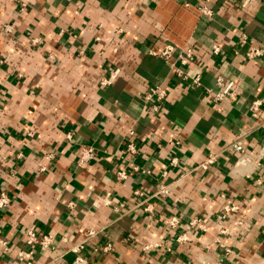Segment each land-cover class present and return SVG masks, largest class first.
I'll return each instance as SVG.
<instances>
[{
	"label": "crops",
	"instance_id": "obj_1",
	"mask_svg": "<svg viewBox=\"0 0 264 264\" xmlns=\"http://www.w3.org/2000/svg\"><path fill=\"white\" fill-rule=\"evenodd\" d=\"M203 3L0 0V191L11 199L0 208V264H70L81 240L87 264H264V53L247 58L240 42L244 32L264 47V0H210L211 16ZM164 44L174 59L194 47V60L178 63L187 80L151 53ZM218 74L236 95L209 103ZM156 83L168 91L159 114L143 111ZM129 127L139 156L123 150ZM81 144L96 153L84 167ZM122 167L129 174L118 180ZM28 230L50 245L28 244Z\"/></svg>",
	"mask_w": 264,
	"mask_h": 264
},
{
	"label": "built area",
	"instance_id": "obj_2",
	"mask_svg": "<svg viewBox=\"0 0 264 264\" xmlns=\"http://www.w3.org/2000/svg\"><path fill=\"white\" fill-rule=\"evenodd\" d=\"M154 1V0H149ZM210 0H204V3L199 5L198 8L200 10L201 14H204L206 16L212 15L211 8L207 5ZM186 5H189L188 3H185ZM240 42L244 45H247V49L245 52V55L247 58H259L264 53V47L257 46L252 43L247 37L246 33H242L240 36ZM176 47L172 44H164L162 47L158 49H152L151 53L157 56H161L164 59H166L169 64L171 70L179 76L182 80H187L189 77L188 74L178 65L180 63L182 66H187L194 60L195 56V49L193 46L186 44L180 49V53L176 58L174 59V52ZM210 51L214 55H219L220 57H223L225 55V49L219 44V43H213L210 46ZM177 59V61H176ZM192 85L198 86L200 84V76L199 74H196L192 77H190ZM111 82V78H103L101 80V84L105 85ZM215 84L217 86V89H211V88H205L206 92V101L209 103H216L219 101H222L224 99H234L236 92L233 90V81L232 80H226L222 75L218 74L215 77ZM168 91L165 85L161 83L152 84L147 87L146 91L144 92V104H143V111L150 110L152 113L159 114L162 112L163 104L167 98ZM261 104V101L256 99L252 103V108L254 110H257L259 108V105ZM127 134V140L124 143L123 150L126 151L129 155L132 156H139V149L137 146L136 140L133 138L135 134V130L133 127H129L126 130ZM234 148L238 152H243V146L240 143V141H237L233 144ZM78 152V159L77 164L79 166H86L89 164L94 158H95V148L92 145L89 144H81L78 146L77 149ZM215 154H208L207 158L200 164L201 168H206L210 163L214 161ZM179 162V156L172 153L169 156L168 164L172 166H176ZM131 170L135 172L140 173H149V170L145 167L132 163L130 166ZM39 168L41 170L45 169V167L40 164ZM167 173V170L162 171V175L165 176ZM129 172L126 167H122L120 170L117 171V179L123 180L126 179ZM158 192L162 194L168 193L167 184L160 183L158 186ZM135 193L141 194L139 190H136ZM11 202L10 196L7 194L5 190L0 191V208H3L5 206H8ZM69 206H73V203L70 202ZM226 210H235L236 206L232 204H228L225 206ZM198 219H192L187 227H192L195 224L197 225ZM171 225L177 224V218L172 217L169 221ZM245 220L242 217V215H239L237 217V220H235V226L237 228H240L241 230L245 229ZM199 226V225H197ZM203 228V225L200 226ZM221 232L223 234L226 233V230L222 229ZM89 235H91L92 232H87ZM26 242L28 244H38L42 249L47 248L51 243V236L48 234H43L42 236H38L33 230H28L26 232ZM85 244L86 240H81L78 243L74 244V246L71 247V251L73 253V257L70 261V264H87L88 260L85 255ZM109 244L107 243L102 247V249L107 250L109 249ZM27 257H29L28 252H19V258L21 260H25ZM26 263L29 264L30 262L26 260Z\"/></svg>",
	"mask_w": 264,
	"mask_h": 264
}]
</instances>
